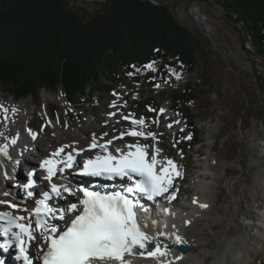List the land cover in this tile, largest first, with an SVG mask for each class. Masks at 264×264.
<instances>
[{"label": "rangeland", "instance_id": "rangeland-1", "mask_svg": "<svg viewBox=\"0 0 264 264\" xmlns=\"http://www.w3.org/2000/svg\"><path fill=\"white\" fill-rule=\"evenodd\" d=\"M161 1L180 24L201 42L202 49L198 51L193 71L167 67L179 74V80L169 70L165 79H161V61H156L157 71H139L132 79L124 78L122 82L115 83L103 77L104 82L111 86V91H97L83 99V103L68 104L60 88L55 91L42 89L38 95L14 99L1 87L0 102L7 107L17 106L21 115L16 123L21 125L26 121L38 132L36 144L26 142V156L31 162L24 161L32 163L37 158L33 155L34 149L43 157L62 144L76 142V146L84 148L90 143L93 133L99 137L102 132H107L108 136L104 139H110L128 129L129 122L120 119L119 114L110 119L107 116L109 112L116 111L109 107L117 100L113 91L122 94L117 103L127 101L128 107L120 111L125 115L133 112L137 117L144 116L150 124V131L163 133L159 139L164 155L179 160L187 169L185 177L188 179L181 183L180 199L173 208L187 204L192 195L199 192L194 182L197 176L202 177L204 165H208L214 174L208 176V180L212 181L206 191L210 196V207L205 211V217L197 221V227L202 228L200 235L207 240L208 247L204 248L209 255L206 264L214 260V250H220L219 246H215L220 236H239L246 244L227 252L224 264L228 255L234 264H264V227L259 226L264 212V58L256 55L251 44L246 42L247 36L236 15L217 0ZM74 5L87 12L100 8L98 0H78ZM193 8H199L201 17L207 18L206 29L197 22ZM165 80L168 83H164ZM188 83L195 94L194 101L187 106L175 104V109L179 111L171 110L170 95L173 90H186ZM154 84L161 87L157 89ZM134 95L136 99H133ZM150 96L157 98L159 108L163 106L167 109L159 117L158 127L151 121L159 110L149 112L148 108L143 109L140 105ZM186 113L191 118H185ZM176 118L181 123L169 130L166 125ZM49 119L55 127L48 126L41 131V126ZM106 119L107 125L104 124ZM193 126L196 131L193 138L197 143L192 145L191 140H181L173 147L174 140L191 133ZM15 127L16 124L1 125L0 131L10 138L16 131ZM54 131L56 136H53ZM120 142L132 143L135 139L125 136L114 143L121 145ZM145 142L150 143L151 140ZM0 143H3L2 138ZM180 150H183V159L178 155ZM213 160L216 162L212 163ZM23 165L21 162L16 166V171L24 175ZM7 188H14L10 179L3 182L2 189ZM213 218L217 220L210 224ZM195 251L202 252L203 248Z\"/></svg>", "mask_w": 264, "mask_h": 264}, {"label": "snow or ice", "instance_id": "snow-or-ice-1", "mask_svg": "<svg viewBox=\"0 0 264 264\" xmlns=\"http://www.w3.org/2000/svg\"><path fill=\"white\" fill-rule=\"evenodd\" d=\"M155 63L151 61L143 65V69L155 72ZM168 70L177 80L180 79L173 69ZM139 71L141 69H136ZM127 75L131 77L134 73ZM154 87L158 89L161 85L154 84ZM113 95L120 100L122 94L113 91ZM133 99H136L135 95ZM117 100L109 105L116 111L109 112L107 116L110 119L119 114L120 119L129 122L128 129L106 140L107 132H102L99 137L93 133L90 143L84 148H78L76 142L59 145L39 164L45 172L41 180L47 181L48 185L38 198L34 199L36 169L27 173L26 182L13 186L23 196L17 198V193L12 190L0 193L4 197L0 198V206L11 209L0 210V250L7 253L14 249L15 260L19 264H136L137 259L151 261L152 264H182L184 261V253L174 254V249L189 246L190 241L174 220L169 221V217L176 216L172 202L180 191L177 181L184 178L183 166L162 155L159 138L163 133L150 131V124L144 116L137 117L133 112L123 114L120 110L127 108L128 102L118 104ZM148 111L157 110L148 106ZM166 111L161 106L151 124L158 127L159 117ZM19 112L17 106L7 107L0 102V125L15 124ZM107 123L106 119L104 124ZM180 123L172 120L166 127L171 130L173 125ZM48 126L55 127L50 119L41 126V131ZM25 131L31 140L37 139V131L31 128ZM56 135L54 131L53 136ZM20 136L19 130L10 138L0 131L3 139L0 143V176L5 180L10 178V173L5 170V161L13 163V172L21 163L10 152ZM125 136L136 138L135 142L114 143ZM191 139L192 134L188 133L174 140L173 147L181 140ZM148 140L152 143L144 142ZM91 150H96L93 156L78 159ZM178 155L183 159V150ZM75 177H80V180L73 190L70 184L71 178ZM101 180L119 183L110 186L100 183ZM30 201L34 206L28 207ZM154 204L160 208V213L152 207ZM192 204L199 209L209 207L195 196ZM148 213H152L151 221L146 219ZM191 223V219L183 221L185 226ZM0 264H5V261L0 259Z\"/></svg>", "mask_w": 264, "mask_h": 264}, {"label": "trees", "instance_id": "trees-1", "mask_svg": "<svg viewBox=\"0 0 264 264\" xmlns=\"http://www.w3.org/2000/svg\"><path fill=\"white\" fill-rule=\"evenodd\" d=\"M77 1L0 0V87L5 94L22 99L60 88L70 104H77L111 88L103 77L115 83L132 79L151 61H161V79L167 67L194 70L200 39L165 4L98 0L100 8L87 12L74 5ZM217 1L236 15L246 42L264 58V0ZM190 86L173 90L174 107L194 101ZM143 102V109L159 105L152 96ZM191 132L196 133L195 126Z\"/></svg>", "mask_w": 264, "mask_h": 264}, {"label": "bare ground", "instance_id": "bare-ground-1", "mask_svg": "<svg viewBox=\"0 0 264 264\" xmlns=\"http://www.w3.org/2000/svg\"><path fill=\"white\" fill-rule=\"evenodd\" d=\"M192 13H194L195 16L197 17V19H198L197 22L199 23V25L202 26L204 29H206V27H208L207 18L201 17L202 13H201L200 9L199 8H193L192 9ZM19 105H20V103H19ZM20 115L17 116V119H18V117ZM21 118H23V117H21ZM176 120H178V118H176ZM23 122L24 123L21 124V125H18L17 123H15L16 124L15 129H16V131L17 130L20 131L21 136H20V139L18 140L17 145L14 146V148L18 149V151L20 152V156H15V154L12 153L11 149H10V152L13 155L14 158L18 157L17 159H19V158L20 159H27L28 161H31V159L26 156V153H27V149H26V145L27 144H26V142L28 141L31 144H36L35 143L36 140L35 141L31 140V138L29 137V135L25 131V129L31 128L30 125L28 124V122H26V121H23ZM31 129L34 130L33 127ZM159 147H160V145H159ZM78 148H80V147H78ZM88 154H89L88 151H86L84 153L85 156H89ZM5 165H6V169L5 170L8 169L10 171H13V163L11 161H5ZM201 172H202L201 173L202 177L197 176V180H195V182H194L196 184V186L198 187V190H199L200 193L199 192H197V193L195 192L192 195V198L195 196V197H197L199 199L200 202H206L209 205V207H210V204H211L210 203V199H209L210 196H208L209 194L208 195L206 194V191L208 189H210L209 185H210V183L212 181V180H208V176H210V175L213 176L214 174L211 172L210 167L208 165H204V168L202 169ZM3 181H4L3 177L0 176V188H2ZM59 181L60 180H56L55 182H59ZM11 190L14 191L13 189H11ZM0 193H2L1 189H0ZM16 193H17V196H21V194L19 192H16ZM29 206H30V202L28 203V207ZM209 207L207 209H209ZM0 208H1V206H0ZM207 209H199L196 205L192 204V199L187 204L183 203V204H181V206H178V209L177 208H172V210L176 213V216L174 218L169 217V221L173 222V220H174V222L180 228L181 233L184 234L186 236V238L190 241V245H189L190 246V251L183 252L184 255H185V259L182 262V264H185V263H189V264H206V259L209 256L207 254L208 251L204 250V248L208 247L207 244H206L207 240L205 239V237H202L200 235V233L202 231V228H198L197 227V221H199L200 219L202 220V218L205 217L204 214H205V211ZM196 213H199V215H196ZM21 214H23V213H21ZM152 218H153L152 213H148L147 216H146V219L151 221ZM185 219H191L192 220L191 225L185 226L183 224V221ZM216 220L217 219H214L212 222H210V224H212ZM260 223H261L260 226L264 227V212H263L262 220H261ZM210 227H211V225H210ZM221 241L223 242L222 245L220 244ZM217 242H218V244H216L215 246H219L220 250H218V249L214 250V260L211 262V264H224L223 263V258H224V255L227 254V252H231L233 250V248H236V247L238 248L239 245L243 246V247H244V245H246L244 239L239 237V236L238 237L236 236V237H233V238H227V237L220 236V237H217ZM197 248H203V251L202 252L195 251V249H197ZM180 252H182V251L174 249V254H179ZM2 258L3 259L6 258V260H7L6 264H9L8 263V261H9L8 253L2 252ZM225 259L228 260V261L226 260L227 262L225 261L226 262L225 264H234V262L233 263L230 262L231 260L229 258V255ZM136 264H152V262L151 261H142V260L137 259Z\"/></svg>", "mask_w": 264, "mask_h": 264}, {"label": "water", "instance_id": "water-1", "mask_svg": "<svg viewBox=\"0 0 264 264\" xmlns=\"http://www.w3.org/2000/svg\"><path fill=\"white\" fill-rule=\"evenodd\" d=\"M152 2L156 3V4H160V3H163V1L161 0H151ZM177 250L179 251H182V252H188L190 251V246H180L178 248H176Z\"/></svg>", "mask_w": 264, "mask_h": 264}]
</instances>
